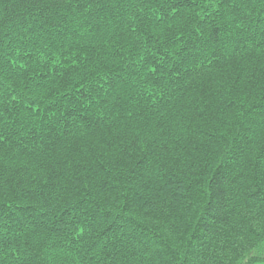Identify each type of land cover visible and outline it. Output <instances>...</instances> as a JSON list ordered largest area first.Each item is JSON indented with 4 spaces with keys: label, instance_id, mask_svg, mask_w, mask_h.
<instances>
[{
    "label": "trees",
    "instance_id": "obj_1",
    "mask_svg": "<svg viewBox=\"0 0 264 264\" xmlns=\"http://www.w3.org/2000/svg\"><path fill=\"white\" fill-rule=\"evenodd\" d=\"M0 264H264V0H0Z\"/></svg>",
    "mask_w": 264,
    "mask_h": 264
}]
</instances>
